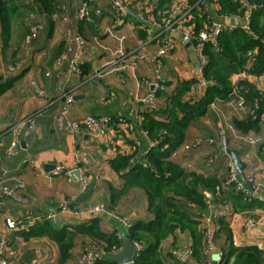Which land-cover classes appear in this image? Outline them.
<instances>
[{"label":"crops","instance_id":"0c3cea01","mask_svg":"<svg viewBox=\"0 0 264 264\" xmlns=\"http://www.w3.org/2000/svg\"><path fill=\"white\" fill-rule=\"evenodd\" d=\"M82 0H58L55 12L47 16L31 3L23 0L18 9L29 14L24 21L16 16V10L6 34L0 27V182L14 191V196H5L0 204V249L1 240L6 239L4 258L6 264H55L59 257L58 244L47 235H29L32 227L49 221L57 228H75L95 221L105 233L126 230L120 220L107 213H76L94 205L104 204L120 217H128L131 223L147 222L154 214L148 208L147 196L136 186L124 187V180L111 167L110 159L126 146H134L139 156H144L152 141L143 134L146 123L145 110L139 99L151 87L140 84L142 78L153 80L154 64L148 59H134L135 54L152 55L157 47L155 41L147 38L139 28V21L133 16L119 17L105 1L92 4L100 14L92 15V21L77 17ZM130 6L145 4L156 11L165 10L171 0H125ZM66 7L68 19H62L61 8ZM214 19L221 18L216 3L206 0L202 5ZM34 10V11H33ZM29 11V12H28ZM33 11V12H32ZM34 13V14H33ZM34 23H42L43 29L27 45H23L25 35ZM79 32L85 39V51L80 57L82 73H66L68 63L59 66L55 59L64 50L66 29ZM175 41L162 58V77L166 90L157 95L156 105L163 106L165 97L180 80L196 79V64L187 42L181 41L177 33H172ZM20 60L15 72L7 67ZM125 65V68L121 67ZM61 73L58 74L57 71ZM72 94L68 116L80 121L88 116H109L117 122L122 118L125 124H114L112 131L104 137L80 131L70 133L59 129L57 114L66 94ZM34 116L36 130L28 137L20 136V143L13 154L7 156L11 148L10 125L18 120ZM247 112H235L232 104L223 99L216 107L209 104L203 115L194 117L188 124L184 142L171 158L186 171L202 176H216L226 189L229 155L219 145V124L223 117L228 137L227 148L238 151V158L246 164L244 175L256 177L253 202L248 208L231 212L226 219L229 235L214 218L218 204L209 191L203 207L188 205L191 217L209 218L214 231L213 248L207 251L203 245L199 255H193L190 264H211L218 260V252H228L230 246L255 245L264 256V126L258 130L243 131L234 119L241 120ZM130 126V128H128ZM244 136L261 137V142L249 143ZM210 139L214 143H208ZM199 140L200 146H195ZM262 148V149H261ZM86 157L85 174L88 187L81 191L76 156ZM32 162V163H31ZM56 166L63 171L52 173ZM70 172V177L66 174ZM239 176V174H238ZM240 177V176H239ZM241 179V178H240ZM21 184L20 187L17 185ZM67 203L66 211L60 212ZM226 206L231 209V203ZM56 212L50 220L48 213ZM16 221L17 227L9 229L6 219ZM256 221L249 226L248 220ZM193 240L187 230L176 228L158 244L163 264H180L172 256L174 248L192 245ZM98 244L92 237L76 232L73 247L66 264H78L86 245ZM99 255H102L100 253ZM221 259H219L220 261ZM218 261V262H219ZM227 264H240L232 254ZM264 264V260L262 261Z\"/></svg>","mask_w":264,"mask_h":264},{"label":"trees","instance_id":"16d2710c","mask_svg":"<svg viewBox=\"0 0 264 264\" xmlns=\"http://www.w3.org/2000/svg\"><path fill=\"white\" fill-rule=\"evenodd\" d=\"M22 1L0 0V27L4 34L7 33L12 15ZM31 1L40 12L50 16L55 12L58 0ZM189 2L193 6L194 22L199 27L203 18L200 16L202 7L199 0ZM250 2L254 5L251 27L255 37L240 27L222 31L216 47L206 45L208 62L203 68V77L208 81V85L202 95L196 100L188 99L187 93L195 79L178 81L175 88L165 97L163 106L156 105L155 109L144 112L146 123L143 128L155 145L142 157L135 150L132 154L118 153L110 159L111 167L124 180V187L117 191V194L131 186L140 187L147 196L149 210L154 214L153 219L147 222L132 223L125 234L127 238L140 245L133 264H163L158 244L178 227L190 233L193 240L191 245L193 255H199L203 237L199 221L191 217L188 205L203 207L207 200L206 191L212 194L218 204L226 206L228 202L231 203L228 215L248 208L251 204L248 202H253V198H245L243 193L235 191L227 182V188L223 189L216 176L205 177L188 172L171 158L172 153L184 142L189 122L194 117L203 115L207 106L215 99L228 97L231 91L229 76L243 67L247 50L257 47L254 71L264 69V0ZM216 3L218 15L241 13L237 0H218ZM3 89L4 87L0 89V93ZM242 93L248 108L257 102V116L252 117L246 111L247 116L241 120L234 119V123L243 131L258 130L261 126V115L264 114V92L260 93L252 85L244 84ZM262 151L264 153V147ZM133 157H136L135 162H131ZM228 215L217 218L218 225L224 228L226 235H229L226 223ZM75 230L57 228L46 220L32 227L29 235H47L58 244L59 257L55 264L67 263L76 232L92 237L101 245L102 255H98L93 264H118L108 257L112 248H119L122 243L115 233L101 231L95 221L79 226ZM232 254H235L240 264H262L264 260L262 251L255 245L242 247L231 245L228 252L222 251L218 264H227Z\"/></svg>","mask_w":264,"mask_h":264},{"label":"built area","instance_id":"2783aa9c","mask_svg":"<svg viewBox=\"0 0 264 264\" xmlns=\"http://www.w3.org/2000/svg\"><path fill=\"white\" fill-rule=\"evenodd\" d=\"M99 0H82L77 11V17L83 21H92V15L100 14L99 8H93L92 4ZM107 2L115 11V13L123 18L126 16H133L139 21V28L146 34L147 38L151 41H155L157 44L156 50L152 55L146 54H135L134 59H150L154 64L153 80L144 77L141 79L140 84H147L151 87L149 93L139 99V103L144 110H153L156 107L157 94L166 90V81L162 77V58L166 55L168 50L172 47L175 39L172 33H177L181 41L191 43L198 65L196 67L197 77L192 85L190 91L187 93V98L190 100H196L202 95L208 81L203 77V68L208 62V57L205 52L206 45L211 44L217 46L219 35L226 29H232L236 27L242 28L246 33L255 37V34L251 27V18L254 5L250 0H237L241 13L239 15L223 14L221 18L214 19L202 9L200 16L202 18L201 26L197 27L194 22L193 6L189 0H171L169 6L161 11H156L153 6L145 4H135L133 7L126 3L125 0H103ZM206 0H199L202 5ZM216 3L218 0H209ZM217 5V3H216ZM62 19L67 20V9L66 7L61 8ZM233 19V21H231ZM43 29L42 23H34L30 26L28 33L25 35L23 45H27L34 38L37 37L38 33ZM65 46L64 50L55 59V65L59 66L63 62H67L68 65L65 69L66 73H82L80 57L85 51L86 42L84 37L77 31L70 28L64 32ZM257 47L249 49L245 53L246 61L242 68L233 72L229 76V83L231 91L228 94L226 100L232 104V109L235 112H248L252 117H256L258 104L254 102L251 108L246 105V99L242 93L244 84L252 85L258 92H264V69L261 71H254V65L257 57ZM21 64L20 60L15 61L7 67V71L12 73L15 72ZM125 68V65L121 67ZM61 73L60 70L57 71ZM223 99H215L210 104L212 107H216V102L222 101ZM72 94H66L64 102L59 108L57 114V125L59 129L76 133L80 131H86L97 135L98 137H106L110 131H112L114 124H125L122 118H118L117 122L109 116H88L80 121H73L69 118L68 112L71 107ZM219 124V143L218 145L225 150L228 145V137L226 134V126L223 117L220 119ZM261 125L264 126V114L261 115ZM130 128V126H128ZM36 130V119L34 116L27 117L25 119L18 120L10 125V132L12 135L11 148L7 152V156L14 153V150L20 143V136L28 137L31 133ZM143 131V134H146ZM244 139L249 143L261 142V137L256 136H244ZM208 143H214L213 139H210ZM155 145L154 141L149 143V148ZM196 147L200 146V141L197 140L194 144ZM264 147V145H263ZM135 151L134 146H125L120 153L121 154H132ZM136 157L131 159V162H135ZM86 157L84 154L79 153L76 156L77 169L79 170V180L81 184V191H85L88 187V177L85 174L84 163ZM32 163V162H31ZM63 169L61 166H56L52 173H60ZM68 177L70 172L66 171ZM246 180L255 185L256 177L250 175L246 177ZM226 181L232 185L235 191L243 193L244 197L251 199L255 197L253 191L240 179L237 173L234 172L232 163L228 165V172ZM18 187L21 184L17 185ZM5 196H14V191L11 190L7 185L0 182V204L3 203ZM68 208L67 203L62 204L60 212L66 211ZM76 213H107L120 220L123 229L128 231L132 223L128 217H120L104 204L94 205L87 210H76ZM229 209L227 206L220 205L215 209L214 218L217 220L219 216L228 215ZM47 218L54 220L56 218V212L51 211L48 213ZM249 226L256 224L255 220H248ZM7 227L15 229L17 227L16 221L10 218L6 219ZM199 229L203 237V246L209 251L213 248V237L214 231L210 226L209 218L200 216ZM115 235L119 240L125 236L122 230H116ZM135 242V241H134ZM140 247L138 242H135ZM6 239L1 240L0 249V264H6L4 258ZM118 247H113L111 252L118 250ZM102 247L99 244L86 245L78 264H93L96 257L102 253ZM173 257H175L180 264H190L193 258V249L189 245L184 248H174L171 251ZM222 251L218 252V260L221 259Z\"/></svg>","mask_w":264,"mask_h":264},{"label":"water","instance_id":"95a60500","mask_svg":"<svg viewBox=\"0 0 264 264\" xmlns=\"http://www.w3.org/2000/svg\"><path fill=\"white\" fill-rule=\"evenodd\" d=\"M233 21V19H231ZM188 46L191 48L190 52L193 56V59L195 60L196 66L198 65V61L196 59L194 49L191 45V43H187ZM225 152L229 155L231 159V163L234 167V172L239 174L241 180L244 181V183L250 187L251 189H255V185L250 184L244 175V168L246 167V164L241 162L238 158V151L237 150H231L229 148L225 149ZM140 247L136 245V243L131 240L130 238H127L124 236L122 238V243L121 246L119 247L118 250L115 252H111L108 257L111 261H114L118 264H133L134 258L137 255V251ZM211 264H218L217 260H214Z\"/></svg>","mask_w":264,"mask_h":264},{"label":"rangeland","instance_id":"374dc122","mask_svg":"<svg viewBox=\"0 0 264 264\" xmlns=\"http://www.w3.org/2000/svg\"><path fill=\"white\" fill-rule=\"evenodd\" d=\"M31 3L32 2H28L27 4H30L31 5ZM18 10H22V12H20V14L19 15H17L16 17L18 18V19H20V18H22V20L24 21V19L30 14H26L27 12L25 11V10H23V9H18ZM34 11V10H33ZM32 11V12H33ZM29 12V11H28ZM34 14V13H33Z\"/></svg>","mask_w":264,"mask_h":264}]
</instances>
